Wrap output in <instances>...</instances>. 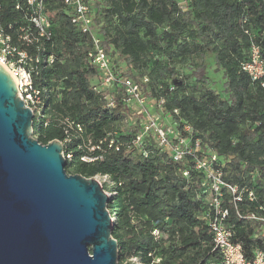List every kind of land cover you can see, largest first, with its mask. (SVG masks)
I'll return each mask as SVG.
<instances>
[{
	"label": "trees",
	"instance_id": "trees-1",
	"mask_svg": "<svg viewBox=\"0 0 264 264\" xmlns=\"http://www.w3.org/2000/svg\"><path fill=\"white\" fill-rule=\"evenodd\" d=\"M179 1L93 0L95 29L116 69L135 80L147 75L145 94L163 96L171 123L189 125L202 146L216 153L224 180L253 189V202L237 203L241 215L264 212V88L240 66L250 53L245 29L264 60V0H186L182 6ZM15 2L0 0L3 25L19 18ZM47 10L53 34L40 39V57L53 54L54 60L40 61L37 67L35 83L46 92L41 111L33 112L31 136L41 144L61 141L71 155L65 161L67 174L110 177L114 186L108 190L113 195L107 208L114 216L111 235L119 264H129L132 257L141 264H154L155 258L159 264H223L204 218L210 192L201 186V173L189 158L175 162L152 140L145 142L146 157L129 144L138 125L122 123L121 106L105 107L93 90L97 70L87 57L88 37L70 23L60 2L49 0ZM207 51L214 56L215 68L222 70L225 98L206 85ZM166 59L190 61L194 68L175 84ZM187 78L194 82L190 93ZM69 122L80 124L82 131L75 134ZM109 131H116L118 150L105 145L103 152L88 149ZM100 152L102 159H80ZM184 170L189 171L187 178ZM229 198L224 192L221 203L228 210L232 240L250 260L264 248V237L258 234L261 224L238 217Z\"/></svg>",
	"mask_w": 264,
	"mask_h": 264
},
{
	"label": "built area",
	"instance_id": "built-area-1",
	"mask_svg": "<svg viewBox=\"0 0 264 264\" xmlns=\"http://www.w3.org/2000/svg\"><path fill=\"white\" fill-rule=\"evenodd\" d=\"M55 1L62 4L70 23L88 37L90 49L87 57L97 70L93 90L99 94L105 107L113 108L117 104L121 106L122 123L138 125V130L129 144L146 157L148 150L145 142L152 140L161 151H167L175 162L189 158L193 169L201 173V186L207 187L210 192L208 211L204 218L208 221L214 248L220 253L223 264H264V248L257 249L249 260L244 256L241 244L232 240L234 231L226 222L228 210L221 203L224 192L229 193L228 203L233 206L237 216L259 222L261 226L258 234L264 237V212L247 210L245 216H242L237 208V203L243 199L251 202L255 200L253 189L225 181L215 152L207 155L196 152L201 142L193 136L190 126L182 124L179 128L172 124L170 115L165 111V98L149 97L145 94L144 88L149 82L147 75L135 80L116 69L95 29L93 0ZM185 1L180 0V5ZM48 4L49 0H16L14 10L19 12V18L6 25L0 21V65L12 77L17 87V96L32 112L41 111L46 92L34 80L38 73V64L40 61L51 64L54 60L53 54L43 59L40 57V39H49L53 34ZM244 31L250 37V53L249 58L240 63L241 69L264 88V60L258 44L247 29ZM173 113L178 114V110L173 109ZM69 125L74 126L75 134L82 131V126L78 123L69 122ZM115 133L116 131L107 132L104 138L91 144L88 149L102 152L106 148L118 150L120 144L114 138ZM102 152L98 155H83L80 159L86 162L102 159ZM62 156L65 161L71 157L64 150ZM182 176L187 178L189 171L184 170ZM258 209L262 210V207L258 206ZM152 233L158 235L157 230ZM159 261V258L153 260L154 264H159Z\"/></svg>",
	"mask_w": 264,
	"mask_h": 264
},
{
	"label": "water",
	"instance_id": "water-1",
	"mask_svg": "<svg viewBox=\"0 0 264 264\" xmlns=\"http://www.w3.org/2000/svg\"><path fill=\"white\" fill-rule=\"evenodd\" d=\"M16 91L0 65V264H117L113 194L66 173L61 141L31 136Z\"/></svg>",
	"mask_w": 264,
	"mask_h": 264
},
{
	"label": "rangeland",
	"instance_id": "rangeland-1",
	"mask_svg": "<svg viewBox=\"0 0 264 264\" xmlns=\"http://www.w3.org/2000/svg\"><path fill=\"white\" fill-rule=\"evenodd\" d=\"M155 53H151V55H154ZM116 58V56L114 57ZM167 60V59H166ZM168 65L173 68L174 76L167 77L166 75L163 76L164 79H170L175 84H177L176 78H183L186 75L190 74V72L193 70V64L190 61L179 63L177 60H167ZM205 65H206V75H207V82L206 85L212 89H214L221 97L225 98L226 93L223 91V79H222V70H217L215 68V62H214V56L210 51H207L204 57ZM119 63L120 60H118ZM121 67H123L124 70H126V65L124 62H122ZM186 91L191 92V87L193 86L194 82L192 78L186 79ZM199 86V85H198ZM169 120V119H167ZM196 152L198 154L207 155L208 153L212 152V150L206 149L205 146H202L201 143H199L198 147L196 148ZM93 178L98 180L102 187L108 192V190L113 188L112 181L109 176L107 175H101L97 174L94 175ZM110 193V192H109ZM129 264H141L139 262V259L136 257H132L129 259ZM117 264H119L117 260ZM123 264H127L124 262Z\"/></svg>",
	"mask_w": 264,
	"mask_h": 264
}]
</instances>
